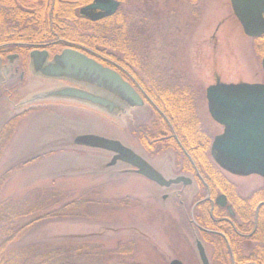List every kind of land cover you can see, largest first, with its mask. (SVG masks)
Segmentation results:
<instances>
[{"label":"rangeland","instance_id":"rangeland-1","mask_svg":"<svg viewBox=\"0 0 264 264\" xmlns=\"http://www.w3.org/2000/svg\"><path fill=\"white\" fill-rule=\"evenodd\" d=\"M121 6L129 12L135 33L143 30L138 41L142 49L168 59L169 67L159 61L162 58L155 62L171 70V81L182 73L180 85L193 91L205 132L220 131L205 101V89L215 77L224 84L263 81L259 45L243 33L229 0H128ZM32 77L13 101L0 100V132L15 119L10 140L0 151V203L25 206L48 197L54 205L46 208L54 210L82 197L93 202L64 219L36 221L41 213L26 218L30 223L15 246L59 247L74 255L75 264H201L194 245V200L200 191L196 177L185 176L193 182L190 187L159 188L127 165L109 166L112 154L73 143L79 135L117 140L165 179L180 176L174 153L153 155L132 132L131 126L145 124L149 113L138 110L119 121L114 114L79 104L72 108L45 101L20 106L24 99L47 92H40L41 85ZM223 176L241 196L264 185L255 176ZM122 246L130 249L129 255L117 256Z\"/></svg>","mask_w":264,"mask_h":264},{"label":"trees","instance_id":"trees-1","mask_svg":"<svg viewBox=\"0 0 264 264\" xmlns=\"http://www.w3.org/2000/svg\"><path fill=\"white\" fill-rule=\"evenodd\" d=\"M116 1L121 5L128 3V0ZM90 2L91 0H28L25 8L22 9L16 2L9 10L0 12V44L14 42L4 40L9 37L57 35L72 39L74 49H77L74 44L85 41L107 53L111 52L113 62L115 61L114 53L120 51L123 61L129 67L138 70L139 74L134 77L145 86L149 99L163 114V122L167 120L171 126L173 132L168 130L165 136L167 134L176 136V139L170 137L167 142L171 148L182 153L185 166L180 170L181 173H191L198 179L200 191L195 201L204 198L207 193L211 197L220 192L227 196H235L234 189L221 171L212 164L207 146L203 145L206 143V138L200 132L193 91L187 86L172 85L175 83L167 78L166 71L152 59L153 55L148 52V48L144 51L139 45L138 41L143 30L139 28L135 33L136 28L132 18L122 6L115 15L100 22L94 23L77 16V9ZM116 45L120 46L119 49ZM10 124H15V120L6 124L0 132L1 152L13 131V128H9ZM162 130L163 128L159 126L154 135L161 137ZM163 131L165 132V129ZM150 132L144 125L141 127V136L138 134L141 142L151 135ZM35 201L36 203L25 206L20 203L13 206L0 203V264H75L74 255L59 247L37 245L21 249L15 245L30 223V221L25 223L26 218L41 213L36 221L64 219L72 216V212L92 204L93 201L82 197L54 210L46 208L53 207L52 198L45 197ZM237 201L242 204V200ZM49 202L51 204H48ZM209 205L207 202L195 208V221L203 227H211ZM254 209L251 207L244 213L240 210L239 226H254ZM23 221L24 225H22ZM261 226L257 219L256 227ZM129 250L122 246L116 254L117 256L129 255Z\"/></svg>","mask_w":264,"mask_h":264},{"label":"flooded vegetation","instance_id":"flooded-vegetation-1","mask_svg":"<svg viewBox=\"0 0 264 264\" xmlns=\"http://www.w3.org/2000/svg\"><path fill=\"white\" fill-rule=\"evenodd\" d=\"M28 0H0V12L9 10L11 6H14L17 2L20 8H25V4ZM36 1V0H33ZM94 0H91L90 3H86L82 7L77 9V16L82 17L91 22H100L104 19L110 18H102L99 20H92V17H98V12L90 13V15H86L81 10L82 8L90 5L93 3ZM41 6V5H39ZM121 4L119 3L120 9ZM117 10V12H118ZM116 12V13H117ZM115 13V14H116ZM114 14V15H115ZM112 17V16H111ZM255 40L259 46H257V50L261 52L262 57L260 59V68L264 75V68L262 67V62L264 60V33L259 37L252 38ZM4 40H13L14 42L5 43L3 42L0 44V100L5 97L4 100L7 102L13 101L12 98L15 97L18 93H23L26 89L27 79L28 76L31 75L32 80L37 81L41 85V90L47 91L46 94H52L53 92L62 90V89H76L79 91L87 92L91 95L98 96L104 98L113 103V109L109 112L106 108H102L96 105H92L88 102H81L74 99L64 98V97H57L51 96L46 99H36L41 97L42 95H38L33 100L30 101H21L20 106L29 105L33 103L45 102V101H52L57 103H67L72 108H74V104L78 106L90 107L97 110H100L104 113H108L109 115L114 114L115 119H120L121 121L123 118L129 117L131 114H136L138 110H146L147 114L149 113L148 117L146 118V123L142 125H133L132 132L136 134L137 140L139 139L138 134H140L141 127L144 125L147 127L151 132L150 136L146 138L144 142H141L142 147H144L148 152H151L153 155L161 156L166 153L172 152L175 155L174 164L176 166L180 165V170L184 168L183 163V156L182 153L176 149H173L169 146L168 140L170 137H175L174 135L165 136V133L168 130L172 131L171 126L169 125L168 121L163 122V114L157 109L154 103L149 99V96L146 92L145 86L142 82L136 79L134 76L138 75L139 72L134 67H129L127 63L123 61V55L120 51L114 53L115 61H111V52L107 53L105 50H101L100 48H96L93 45L91 46L88 42L82 41L78 44H74L77 49H74L72 39L68 37H60V36H19L4 38ZM118 43V41L116 42ZM70 44H72L70 46ZM120 46L116 45V48L119 49ZM12 50V51H11ZM65 50H73L80 54H83L87 58L93 60L97 64L109 68L110 70L117 73L120 78L127 83L134 92L139 96L142 100L141 106H130L128 102L122 100L119 96L113 95L107 92L104 89L98 88L95 85L76 81L73 79L68 78H49L42 76L39 72L35 71V62H41L42 66L45 67L54 62L56 56L60 55ZM36 52L38 56H36V60L31 57V54ZM153 55V54H152ZM158 58H162L159 60L163 63L165 62L168 65V59L161 57L162 55L158 54ZM155 56H152V59L156 61ZM178 58V56H177ZM101 62V63H100ZM157 62V61H156ZM157 65H159L157 63ZM163 69V68H162ZM166 71L167 78L169 80L170 77L168 76L169 68L164 69ZM181 72V71H180ZM182 73L178 74V81H173L172 85L180 86L182 78L179 77ZM219 79L215 77L214 84ZM42 81L48 83L47 85H43ZM55 84V88H51ZM213 84V85H214ZM253 84H263L264 85V76L263 81L261 82H254ZM51 85V86H49ZM183 86V85H181ZM211 86V85H209ZM208 88V87H207ZM206 88V89H207ZM206 89H205V101H206ZM19 99V98H18ZM2 100V102L4 101ZM16 102V101H15ZM196 106V100H195ZM197 106H196V113H197ZM206 110L207 114L220 131L218 133L213 134L205 132L201 128V123L199 125L200 132L204 134V138H206V143L203 145L207 146L208 155L211 159L213 165H215L221 173H226L222 171L213 161L211 157V146L213 141L216 137L221 135L224 131V128L216 123L208 113L207 101H206ZM165 118V117H164ZM197 118L199 120V116L197 113ZM166 119V118H165ZM15 120V119H13ZM200 121V120H199ZM117 125V124H116ZM165 129V132L162 130L161 137H156L155 131L158 129L159 126ZM165 136V137H162ZM6 147L2 148L4 151ZM185 153V152H184ZM121 163V162H120ZM123 164V163H122ZM125 165V164H124ZM135 172V170H133ZM158 171V170H157ZM229 174V173H227ZM179 175L185 176H195L191 173L185 174L181 173ZM232 175V174H230ZM235 177H258L264 183V177L258 175H251V176H236ZM196 179V178H195ZM202 184L203 181L200 180ZM228 183L234 189L236 195L227 196L225 193H218L216 196L211 197L209 193L202 199H198L197 201L194 200V207L202 206V204H206L207 202L210 204L211 212H210V220H211V227H203L196 222L197 228L196 236L197 239L194 240L195 250L197 257L201 263V259L199 256L198 251V244L201 246L208 264H264V185L260 186L257 190L253 191L249 196H241L237 192V188L230 180ZM153 183V182H151ZM191 183L187 186H183V184L179 185H171L168 188L163 189H170V188H177V187H190ZM197 184L198 181H196ZM155 186L159 187L155 183ZM200 188V185H198ZM162 188V187H159ZM198 195V194H197ZM224 197V200L217 201L218 198ZM167 196H162V200H166ZM237 200H242V204H239ZM253 207L254 209V223L253 227H241L239 226L240 217L239 214L249 211L250 208ZM195 208H194V215H195ZM200 213V212H199ZM200 215V214H199ZM197 216V215H196ZM195 218V217H194ZM259 219L261 223V227H256V220ZM202 220V219H201ZM189 223V222H188ZM204 223V222H203ZM181 262V261H180ZM182 263V262H181ZM170 264V263H169ZM202 264V263H201Z\"/></svg>","mask_w":264,"mask_h":264},{"label":"water","instance_id":"water-1","mask_svg":"<svg viewBox=\"0 0 264 264\" xmlns=\"http://www.w3.org/2000/svg\"><path fill=\"white\" fill-rule=\"evenodd\" d=\"M235 17L243 33L256 38L264 33V0H229ZM119 8L115 0H94L82 8L86 15L98 12L99 20L113 16ZM37 53L31 54L36 60ZM264 68V60L262 62ZM35 71L44 77L68 78L89 83L119 96L130 106H141L142 100L120 76L109 68H105L93 60L73 50H65L56 56L54 62L43 67L41 62H35ZM51 96L88 102L109 112L113 103L76 89H62L52 94L36 99H46ZM208 113L211 118L224 128L221 135L215 138L211 146V157L215 164L224 172L236 176L258 175L264 177V85L263 84H224L219 80L206 89ZM74 144L91 149L111 153L110 166L122 162L135 170V173L159 187L168 188L171 185L187 186L191 180L178 176L165 179L150 164L131 149L117 140L96 135H82L74 139ZM224 200V197L217 201ZM202 264H208L207 258L198 244ZM170 264H182L173 260Z\"/></svg>","mask_w":264,"mask_h":264}]
</instances>
